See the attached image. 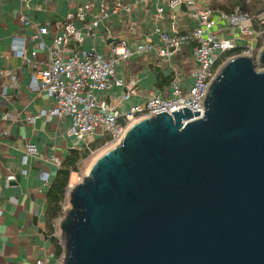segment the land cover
<instances>
[{
	"label": "water",
	"instance_id": "1",
	"mask_svg": "<svg viewBox=\"0 0 264 264\" xmlns=\"http://www.w3.org/2000/svg\"><path fill=\"white\" fill-rule=\"evenodd\" d=\"M258 59L228 58L203 116L133 122L69 185L64 264H264V47Z\"/></svg>",
	"mask_w": 264,
	"mask_h": 264
},
{
	"label": "crops",
	"instance_id": "2",
	"mask_svg": "<svg viewBox=\"0 0 264 264\" xmlns=\"http://www.w3.org/2000/svg\"><path fill=\"white\" fill-rule=\"evenodd\" d=\"M101 1L109 11L118 2L128 4L130 9L117 10L102 21L99 36L79 46L71 42L69 48L85 50L95 45L108 55L110 45L118 39L127 40L132 47L140 42L156 44L154 30L158 27L189 31L196 25L186 6L175 12L174 20L167 7L166 17L158 19L156 8L165 5L163 0H0V264H36L38 259L54 262L63 253L59 228L47 213L49 188L73 151L86 150L106 136L97 135L82 145L70 132V117L55 114L54 97L39 91L32 82L33 64L45 60L46 55L40 51L36 58L30 56L34 44L30 36L37 26L45 25L49 33L44 40L50 43L69 14L88 2L97 7ZM96 12H89L88 20ZM23 16L30 24L22 22ZM107 27L111 28L112 38ZM218 28L226 38H230L228 33H232V38L239 34V29L225 19L218 20ZM21 41L32 63L17 54L15 43ZM245 41L240 36L239 43ZM193 67V44L182 45L171 60L161 58L154 50L136 54L118 66L125 85L110 89L104 98L118 103L122 92L134 88L136 94L122 103L127 107L144 103L154 90L169 96L177 76L186 91ZM29 145L36 149L32 154L27 151ZM43 173L48 174L47 181L42 178Z\"/></svg>",
	"mask_w": 264,
	"mask_h": 264
},
{
	"label": "built area",
	"instance_id": "3",
	"mask_svg": "<svg viewBox=\"0 0 264 264\" xmlns=\"http://www.w3.org/2000/svg\"><path fill=\"white\" fill-rule=\"evenodd\" d=\"M146 2L149 0H138ZM165 5H158L156 17L165 18L168 14L166 7L171 12L174 20L175 12L182 6L189 9L191 18L196 25L189 31H180L158 27L154 30L158 42H140L132 47L127 40L118 39L110 45V54L101 52L95 45L85 50L69 48L71 42L85 43L89 38L100 35L102 21L108 20L117 10H129L128 4L116 3L112 11H109L104 1L96 7L94 3L88 2L78 8L75 13L67 16L63 28L56 33L50 43H46L44 37L49 33L48 27L39 25L31 34L34 42L30 53L36 58L38 53L43 51L45 60L35 62V69L32 73V82L39 91L53 96L56 103L55 114L58 116H69L71 119V134L87 145L95 136L109 137L108 143L113 145L119 143L124 137L129 126L145 117L156 116L158 112L172 111L187 107L196 113L201 111L197 119L203 116L205 109V98L209 91L212 78L217 72L214 66L220 55L228 50L237 47L243 49L242 54L254 55L255 46L247 41L239 43L241 34H254L250 28V15L239 7L233 13L227 14L221 10H215L197 0H163ZM93 9L97 12L93 19L88 20L87 14ZM225 19L230 25L239 29V36L226 38L221 35L223 30L218 28V20ZM22 22L30 24L28 18L23 16ZM76 22H79L78 26ZM175 27V25L173 26ZM110 27L106 28L109 37H113ZM193 44L194 67L191 74V82L187 90L183 91L177 76L173 81L172 91L169 96H164L160 90H154L146 98L144 103H138L124 107L123 101H127L136 94L134 88L122 92L118 103L107 100L104 94L112 88H121L125 81L118 73V66L136 54L154 50L165 59L172 57L181 49L184 44ZM17 54L28 58V49L23 41L15 43ZM255 56V55H254ZM134 83V82H132ZM103 96V97H102ZM184 121L183 123H186ZM34 145H29V154L35 152ZM42 178L48 180V174L43 173ZM68 200V199H67ZM67 205L63 207V213L53 224L59 228L60 222L65 215ZM63 253L54 262L38 259L36 264H64L65 246L61 239Z\"/></svg>",
	"mask_w": 264,
	"mask_h": 264
},
{
	"label": "trees",
	"instance_id": "4",
	"mask_svg": "<svg viewBox=\"0 0 264 264\" xmlns=\"http://www.w3.org/2000/svg\"><path fill=\"white\" fill-rule=\"evenodd\" d=\"M204 3L205 5L215 9L221 10L227 14L233 13L236 7H239L245 12L256 16L260 11L264 10V0H197ZM256 30H260L262 26L260 22L254 23ZM255 30V29H254ZM262 42H259V46ZM243 49L237 47L228 52L226 59L241 54ZM221 62H219L220 65ZM259 66V64H256ZM218 67V65L216 66ZM109 137L102 140L101 142H94L92 145L83 151H73L65 160V162L60 167L58 173L53 179L51 186L48 191L47 197V213L51 220L58 218L63 213V207L68 202V187L70 185L71 173L73 171L77 172L82 165L83 160H85L91 153V151L97 149L98 147L104 145L108 141ZM61 248V245H59ZM62 248L60 249L61 252Z\"/></svg>",
	"mask_w": 264,
	"mask_h": 264
},
{
	"label": "rangeland",
	"instance_id": "5",
	"mask_svg": "<svg viewBox=\"0 0 264 264\" xmlns=\"http://www.w3.org/2000/svg\"><path fill=\"white\" fill-rule=\"evenodd\" d=\"M237 8V7H236ZM249 13V12H247ZM250 18H251V21L249 22L251 27L255 33L254 34H241V39H245L247 40V42L249 43H252L254 44L255 46V50L253 52V54L255 55V63L256 64H259V59H258V56H259V53L261 52V50L263 49L264 47V27L262 26V28L260 30H256L255 26H254V23H259L261 25H264V10L260 11L256 16L250 14ZM239 32V31H238ZM229 34V37L232 38V33H228ZM239 36L238 35H234L233 37H237ZM258 41H261L262 44L259 46L258 44ZM231 51V50H228L226 51L225 53H223L222 55H220L217 59V62L214 66V70H216L215 68H218L220 67V65L225 62L226 60H224L228 54V52ZM219 62L220 65H219ZM179 61L177 60L176 61V64H178ZM218 65V67H216ZM257 69H261V65L259 64V66H256ZM113 146L112 143H109V144H105L101 147H98L97 149L93 150L90 155L85 159L83 160L82 162V165L80 166V169L79 171L75 172L73 171L71 173V179H70V185H73V184H76L78 183L79 181L83 180V178L85 177V175L88 173V170L90 168V166L92 165V163L96 160L97 157H99L101 154H103L104 152H106L108 149H110L111 147ZM68 204V202H67Z\"/></svg>",
	"mask_w": 264,
	"mask_h": 264
}]
</instances>
